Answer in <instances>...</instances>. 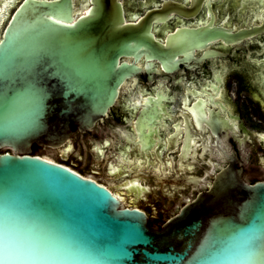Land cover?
Instances as JSON below:
<instances>
[{
  "label": "water",
  "instance_id": "obj_1",
  "mask_svg": "<svg viewBox=\"0 0 264 264\" xmlns=\"http://www.w3.org/2000/svg\"><path fill=\"white\" fill-rule=\"evenodd\" d=\"M252 1L250 8H258L252 19L262 17L264 0ZM14 2L0 0V53L10 49L24 62L8 79H0V247L8 219L14 250L28 255L47 248L66 256L0 259V264H253L230 258L229 253L241 248L253 227L259 233L264 179L248 180L236 165L241 162L229 143L218 140L203 145V151L214 146L222 152L221 162L226 164L213 171L204 190L181 205L182 200H166L162 193L175 196L186 190L148 184L144 176L150 175L144 172L158 173L155 168L142 165L139 169L144 172L132 176L144 178L129 182L128 190L114 187L113 192L60 162L89 172L85 166L98 157L95 152L84 155L77 141L66 151L57 148L69 142L73 125L79 130L91 128L115 102L120 84L139 69L120 62L121 56L137 58L144 52L169 69L178 53L218 38L240 41L264 32V17L259 24L234 33L210 26L211 17L207 26L177 28L161 42L151 31L153 21L167 20L171 11L192 16L198 6L189 9L183 3L164 0L161 9L149 10L131 22L125 20L120 0H89L79 14L74 12L73 0ZM29 85L42 90V101H34ZM6 120L12 126L8 132L3 131ZM152 120L149 115L140 124L149 125ZM210 127L218 132L217 126ZM33 146L43 150L33 152ZM208 164L213 165L210 160ZM122 175L104 174L102 179L110 183ZM257 177L264 174L250 176L251 180ZM157 179L161 183H204L203 176ZM149 217L154 223H149ZM210 245L218 249L213 260L202 255Z\"/></svg>",
  "mask_w": 264,
  "mask_h": 264
},
{
  "label": "flooded vegetation",
  "instance_id": "obj_2",
  "mask_svg": "<svg viewBox=\"0 0 264 264\" xmlns=\"http://www.w3.org/2000/svg\"><path fill=\"white\" fill-rule=\"evenodd\" d=\"M163 1L120 0L124 18L131 22H136L149 10L161 9ZM173 1L183 3L189 9L198 6V9L192 16L183 17L171 11L167 20L153 21L151 31L161 42H165L166 35L177 28L207 26L211 17L210 26H220L232 33L259 24L264 17L252 19L258 8H250L249 0ZM88 4L89 0H73L74 12H84ZM176 59L174 64H168L169 69H165L159 59L144 52L137 58L121 56L120 62L133 63L139 69L120 84L115 102L91 128L79 130L73 125L69 142L57 148L66 151L71 142L77 141L84 155L86 151H93L101 158L94 157L91 164L85 166L91 170L89 172L74 164L60 162L93 177L113 192L114 187L128 190L129 182L144 177L148 184L158 182L161 187L184 189L183 199L181 194L169 196L162 193L166 200H182L181 205L204 190L213 178V171L226 164L221 162L222 152L214 146L203 151V145L208 141L215 144L219 140L230 144L233 155L241 162L236 165L242 167L250 182L264 179L250 178L264 174V32L240 41L226 42L218 38L187 53H178ZM149 115H153V120L149 125L141 126L140 122ZM211 125L218 127L217 133L213 132ZM170 142L175 143L174 147L169 145ZM32 150L38 152L43 148L33 146ZM191 157L196 162H192ZM178 161L180 170H177ZM142 165L155 168L158 173L144 172L139 169ZM96 170L100 173H95ZM205 170L211 173L205 174ZM136 171L150 176L133 177L132 173ZM118 172L123 175L116 181L109 183L102 179L104 174ZM157 176L180 180L203 176L204 183H161ZM149 223H154L150 217Z\"/></svg>",
  "mask_w": 264,
  "mask_h": 264
},
{
  "label": "snow or ice",
  "instance_id": "obj_3",
  "mask_svg": "<svg viewBox=\"0 0 264 264\" xmlns=\"http://www.w3.org/2000/svg\"><path fill=\"white\" fill-rule=\"evenodd\" d=\"M52 19V17H48ZM58 23H63V21H57ZM0 79H8L11 72L18 66L22 65L24 62L16 52L10 49H5L3 53H0ZM32 92L34 101L39 103L42 101L43 93L42 90L36 89L34 86L29 85ZM12 130V126L9 121H5L3 125V131L8 132ZM261 227L259 233L255 227L251 229V234L247 236L244 240L241 248L232 250L229 253L230 258L233 259H243L246 261L253 262V264H264V211L260 215ZM11 241V228L8 219L5 220L3 228V242L2 247H0V259H23V258H35V259H60L65 258L66 254L59 251L49 250L47 248H41L40 250L30 253L28 255H22L18 251L14 250L10 244ZM202 255L207 260H213L217 258L218 249L215 245L207 246Z\"/></svg>",
  "mask_w": 264,
  "mask_h": 264
},
{
  "label": "trees",
  "instance_id": "obj_4",
  "mask_svg": "<svg viewBox=\"0 0 264 264\" xmlns=\"http://www.w3.org/2000/svg\"><path fill=\"white\" fill-rule=\"evenodd\" d=\"M163 221V220H162ZM158 225H160L161 223L160 222H157Z\"/></svg>",
  "mask_w": 264,
  "mask_h": 264
}]
</instances>
